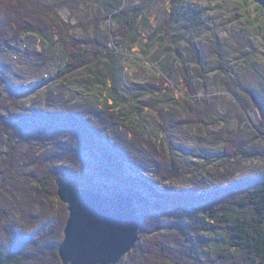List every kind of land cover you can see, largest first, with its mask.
<instances>
[{
	"label": "rangeland",
	"instance_id": "374dc122",
	"mask_svg": "<svg viewBox=\"0 0 264 264\" xmlns=\"http://www.w3.org/2000/svg\"><path fill=\"white\" fill-rule=\"evenodd\" d=\"M127 2L136 6L148 0ZM14 4L27 5L23 12L33 13L36 21L44 18L53 23V19L59 28L52 26L51 32L61 44L50 49L47 41L31 33L16 38ZM148 5L141 44L126 47L112 41L117 26L110 16L116 11V0H0L1 112H29L35 107L107 109L116 123L104 133V139H118L130 158L145 163L140 166L130 161L129 171L144 180H156L152 160L155 148L148 150L139 140L146 136L157 150L165 149L180 164L182 176L167 182L178 189L214 184L224 175L260 172L264 169V9L251 0H187L179 9L172 0H154ZM173 21L179 38L162 42L154 37V30ZM8 40L10 45H6ZM72 41L88 44L89 50L103 49L112 42L110 46L117 49L114 62L120 72L119 82H112L105 62L96 68L65 71L63 47ZM167 49L177 50L184 59H189V53L201 54L205 77L200 79L193 65L189 69L194 93L187 91L188 82L179 63L169 89L151 93L141 88L160 84L159 68L151 61L155 53ZM4 136L0 138V169L7 158ZM19 147L24 152L29 148L24 142H19ZM249 153L257 157L250 158ZM18 179L19 185H28L27 175ZM2 196L0 210L19 220L21 211L13 196ZM19 199L30 201L29 190L21 192ZM139 236L131 253L142 243L141 232ZM200 253L203 264L219 260L208 246ZM138 255L134 253L136 260L141 257Z\"/></svg>",
	"mask_w": 264,
	"mask_h": 264
},
{
	"label": "trees",
	"instance_id": "16d2710c",
	"mask_svg": "<svg viewBox=\"0 0 264 264\" xmlns=\"http://www.w3.org/2000/svg\"><path fill=\"white\" fill-rule=\"evenodd\" d=\"M152 1L133 6L127 0L124 4L116 0V11L110 16L117 26L112 32L113 42L119 41L126 47L141 44L148 3ZM186 1L172 0L176 9ZM19 5H13L16 38L31 33L47 41L50 49L61 44L51 32L59 28L53 19V23L44 18L36 21L33 13L23 12L27 5ZM6 19L12 18L8 14ZM153 35L162 42L179 38L174 21L161 25ZM10 44L8 40L6 45ZM111 44L95 50H89L86 43L64 44L65 71L96 68L105 62L116 85L120 72L114 62L117 49ZM155 54L151 62L159 68L161 85L141 88L151 93L169 89L168 83L179 63L188 82L186 89L194 93L189 69L193 65L200 79L205 77L201 54L189 53V59L172 49ZM111 114L107 109L93 107L80 111L36 107L29 112L0 110V138L6 135L7 148V158L1 162L0 194L12 195L21 211L16 220L0 210V264H64L59 247L69 212L57 191L65 181H71L77 189H93L105 195L125 193L135 199L142 218V243L120 264H203L200 249L204 246L214 249L218 256L219 260L212 264H264V169L252 176L224 175L214 184L178 189L167 182L182 176L180 164L143 136L139 140L145 147L156 150L152 152L156 180H144L129 171L128 163H145L130 158L118 139H104V133L116 123ZM19 142L28 145L26 152ZM248 155L257 157L256 153ZM24 174L28 176L26 187L19 185L18 179ZM28 190L32 199L20 201L21 192ZM148 235L153 236L147 239ZM134 253H140L139 260Z\"/></svg>",
	"mask_w": 264,
	"mask_h": 264
},
{
	"label": "water",
	"instance_id": "95a60500",
	"mask_svg": "<svg viewBox=\"0 0 264 264\" xmlns=\"http://www.w3.org/2000/svg\"><path fill=\"white\" fill-rule=\"evenodd\" d=\"M264 9V0H251ZM58 197L69 218L59 255L64 264H119L140 239L142 218L134 198L125 193L105 195L61 182Z\"/></svg>",
	"mask_w": 264,
	"mask_h": 264
}]
</instances>
